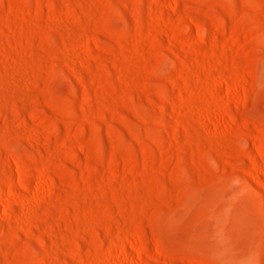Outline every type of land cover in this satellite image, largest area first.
<instances>
[{
    "label": "rangeland",
    "instance_id": "obj_1",
    "mask_svg": "<svg viewBox=\"0 0 264 264\" xmlns=\"http://www.w3.org/2000/svg\"><path fill=\"white\" fill-rule=\"evenodd\" d=\"M0 264H264V0H0Z\"/></svg>",
    "mask_w": 264,
    "mask_h": 264
}]
</instances>
